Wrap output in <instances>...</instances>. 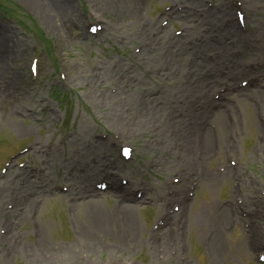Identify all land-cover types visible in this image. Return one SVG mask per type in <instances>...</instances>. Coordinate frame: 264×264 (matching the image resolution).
Segmentation results:
<instances>
[{
  "label": "rangeland",
  "instance_id": "rangeland-1",
  "mask_svg": "<svg viewBox=\"0 0 264 264\" xmlns=\"http://www.w3.org/2000/svg\"><path fill=\"white\" fill-rule=\"evenodd\" d=\"M69 1L71 7L68 14L72 21L69 25L60 26L63 23L62 15L56 11L51 14V19L47 23L22 0H0V42L4 43L2 46L8 48L10 53L5 60L4 68L1 69L0 81L8 78L15 81L17 85V90H14L13 93L6 90L8 83L0 85V173L4 174L3 170L6 167L1 164L3 159L24 145L32 144L35 141H41L43 144L48 142L57 144L47 159L34 151L20 157L31 160L37 166L45 160L44 168L39 174L34 173L21 178V175L11 172L6 178L0 176V188L4 196L0 201V236L1 233H4V229H7L6 237L9 234L13 240V237L19 236L25 240L23 241L25 244L38 247L40 235L39 237L38 235L35 236V232L40 233V225L41 227L44 226L45 222L49 234L43 236L44 244L50 251L58 252L60 245L65 246V243L70 242L78 235V219H85L86 209L74 211L68 204L66 194L56 197L55 203H51L47 207L45 205L46 194L37 197L38 191L42 188L40 185L52 183V181L65 182L68 179H73L80 181V185L86 186L94 180L93 175L97 171L92 168V165L97 166L99 170V168L106 167L110 163L113 165L115 163L113 168L115 172L134 178V184L143 181L147 187V184L154 183L158 178L161 183L156 184L152 192L147 190L148 195L164 194L167 190L164 183L162 187L164 178L165 182L171 178L172 174H178L179 176H177L181 178V174L177 170L186 168L181 164L183 142L177 136L172 142V149L171 146L170 148L164 144V140L159 134V129L162 126L161 121L167 118V114L162 113L158 119L146 122L145 125H136L138 127L145 126L146 133L131 134L130 128H128V119L139 122L140 114L138 111L131 103L122 102L117 111L123 116L118 114L117 120L116 118L113 120L109 116L112 102H107L103 108L95 105L91 92L92 78L96 79L94 87L96 85L100 88L105 87L104 98L110 100L111 95L118 90L116 84L122 87H131L133 83L138 82L140 76H144L145 80H150L147 90L144 88L142 91L146 93L145 102L159 107H164L166 103L173 104L171 112L177 116L181 113L182 117L179 116L181 119L185 118L188 112H196L202 107L209 109L211 113L220 109L230 126L224 133L226 138L231 141L233 149L230 152L226 149L223 153L219 139V152L210 158V161L205 165L206 171L205 175L202 174L203 178L206 180L216 171L218 166L227 163L228 158L236 159L240 175H246L243 179L245 183V189L242 193L243 199H245L246 205L254 209L248 203V195L257 196L264 190V141H260L258 138L261 125L259 120L256 127H249L248 119L251 117L253 119L258 118L257 111L264 106V95L261 98L252 95L254 91H264V78L258 83L259 87L249 89L247 98L251 103L246 106L242 103V94L232 95V98L235 99L233 103L225 101L219 103L220 101H217L219 99L216 100L212 97L214 91L210 93L214 100L210 104L206 101V94L202 90H198L197 97L187 103L189 82L192 84L193 80L187 78L186 75L194 74L195 77L203 78L202 76L206 75L204 73L209 68L192 66V61L195 57L200 61L203 59L211 60L217 58L218 55L220 58L221 53L226 57L229 54L238 58L240 67L248 70L249 73L252 72L249 71L250 66L248 64L256 62L258 68H261L258 73L264 75V0H256L253 5L245 0L252 17L249 18V13H247L246 30L225 27L227 16L218 13L217 9L208 13V18L213 19L216 26L211 27V25L202 24L203 10L207 6V0H183L185 7L189 8L187 10L194 9L189 14L191 15L189 16L190 22H188L191 27L189 35H185L184 32L181 36L186 45L183 49H181V45H174L169 42L168 37L161 36L156 29L158 26L157 19L162 20L160 16L166 10V6L174 0H150L146 5L139 8V16L132 19L128 17L126 10L137 0H109L111 3L108 0ZM106 1L110 4L108 5ZM213 1L217 4L222 0ZM61 3L63 0L59 1L60 5H62ZM3 17L15 22H10ZM77 17L80 18V21L73 22V19ZM180 17L182 16H177L169 24H166L170 35H177L175 29L183 27L184 21L187 20ZM89 20H95L98 23L103 22L106 29L98 32L96 36L88 34L89 23H85ZM151 20L156 21L155 27H151ZM141 27L143 29L139 30ZM145 29L147 31L146 37L141 39L128 38V32L141 33ZM222 33L227 35L226 40H228L229 48L208 49L203 54L200 49L197 50L199 48L195 43L197 39L202 40L199 44L206 43L213 40L214 36H220ZM239 36L244 40L242 44L236 43ZM191 40L193 42L190 43ZM141 45L142 50L136 52L135 49ZM167 49L169 52L166 53ZM195 50H197V54L194 57ZM236 51H240L238 56ZM35 52L41 55L40 68L38 78L32 80L28 74V65ZM104 63H107L112 70V78L109 81L104 78L102 68H100ZM226 65H229V60H222L218 65L219 70H222ZM97 74H100V77H97ZM171 83L180 86V93L175 90H172L170 94L162 91L165 84ZM62 84L67 88L61 86ZM122 97L125 99V95ZM44 104H47L45 111L42 110ZM29 109L35 111L34 116L27 111ZM17 111H22L23 115H18ZM14 121L26 129H14ZM207 123L210 128V136L213 131L219 134V128L214 122L209 120ZM182 125V122L181 124L176 123V130L182 128ZM155 126L160 127L156 129ZM100 131L108 132L110 137L115 132L119 133L125 142L132 144L134 146L133 159L127 163L117 162L115 160L116 147H110L111 150L108 148L110 137L104 146L101 144L92 145L91 151L85 154L86 159H77L80 157L79 146L85 148L86 140L91 138L93 133ZM187 132L190 133L191 130L188 129ZM74 133L76 137H79H75L73 141H67L65 137ZM62 139L64 144H61ZM100 143L103 142L100 141ZM152 143L157 145L156 149L142 148L145 144L148 146ZM100 147L105 150V154L100 153ZM213 149L214 147L210 144L204 153L194 151L193 157L199 163V160L205 155L208 157ZM76 150L79 153H76ZM72 155L77 160H73L70 165L69 159ZM158 155L164 156V158L170 157L178 162V166L164 173L156 172V165L159 162ZM94 159L96 162H91ZM15 161L16 159L12 160L11 164ZM198 167L197 165L195 169L187 167L189 173L187 181L183 185L184 195L186 193L187 202H189L191 209L203 207L207 209L204 211L215 216V207L221 199L232 198L234 201L232 189L235 176L218 192L213 188L210 190V187L206 186L208 183L199 180L194 195L189 197L187 186L193 180L198 182V180L193 179L192 175L197 172L201 174L204 170L202 167L199 171ZM227 172L228 170L224 174ZM104 196L107 198L108 207H113L116 197L111 194ZM142 205L144 208L140 213V222L146 232L142 234L140 242L132 240L131 230L123 229V227L121 233L125 236L124 241H122L123 239L117 241L104 233L95 231L93 235L99 237L104 245V249L95 254L96 257L101 256L102 264H175L178 261L177 253L181 244L186 247V256L191 264H211L203 253V246L207 244L206 241L210 240V230L207 226H203L197 231L190 227L189 221H186L183 214L182 224L175 223L171 226L177 233L181 232L182 235L178 239H173L172 236L165 233L166 230L157 231V233L153 230V222L163 208L158 209L154 202ZM151 205L154 207L152 208ZM263 210L262 207L257 210L258 213L252 210L254 217L243 218L233 229H229L225 225L226 231L223 230L225 248L223 247V250L214 252L211 243H209L213 258L218 261V264H260L255 257L254 250L256 247L255 245L249 246L251 238L247 237L244 231L246 224L251 223L252 219L260 217ZM20 211L26 212V220L22 221L19 218ZM32 216L33 219H31ZM229 217L230 214L228 219ZM7 219L11 220L10 225L6 224ZM259 222L258 220L257 223ZM257 225L254 226L256 229ZM13 228L15 234L9 233ZM10 237L7 247L4 246V248L3 244L5 243L0 238V264H30L33 257L27 258L16 254L10 248L14 243ZM86 246V243L82 242V250ZM110 247H113L115 251H112ZM16 251L18 253V250ZM82 252L84 251H78L75 254L79 264H92L90 263L91 260ZM12 255L16 256V259L15 257L12 258ZM5 256L7 257L5 258ZM62 263L74 264L67 259L63 260ZM32 264H40V262H32Z\"/></svg>",
  "mask_w": 264,
  "mask_h": 264
},
{
  "label": "bare ground",
  "instance_id": "bare-ground-1",
  "mask_svg": "<svg viewBox=\"0 0 264 264\" xmlns=\"http://www.w3.org/2000/svg\"><path fill=\"white\" fill-rule=\"evenodd\" d=\"M22 1L27 6H29L33 10L34 13H37L38 15H40L43 18V20H45L47 23H49L51 19V14H53L54 11L62 15L63 23L60 26L62 25L65 26L66 24L69 25L70 21H72V19H70L71 17L68 14L70 7H71V2L69 0H63V3H61L62 5L59 4L60 0H22ZM108 1H106V3L109 5L111 2L109 1L110 2L109 3ZM137 1L134 2L133 4H131L132 3L131 2L130 3L131 5L128 6L126 10L128 17H130L131 19L136 18V16H139L138 15V13H140L139 8L142 5H146V3L149 2L150 0H137ZM243 1H244L243 3L244 10L247 16V13H249V8L246 6V1L245 0ZM247 1L250 3V5H253V3L256 2V0H247ZM125 6H127V4H125ZM182 9H185V7H182ZM192 11L193 10H186L184 16L183 14L181 15L182 12H179V11H176L178 13L175 12V14H178L177 16H183L184 19H187L185 20L186 22L184 21V24L187 25L188 22H190L189 16L191 15L189 14ZM249 18H252L251 13H249ZM79 21H80L79 17H77L76 19H73V22L77 23ZM201 22L203 24L207 23V25H210L211 23L207 16L202 17ZM150 23H151L150 24L151 27H155L156 25L155 20H151ZM156 28L159 29L158 32L160 33V35L168 37L169 42H171L172 44L179 45V46L181 45L180 46L182 47L181 49H183L184 46H186L183 38L181 36L170 35L168 28L166 27L159 28L158 26ZM190 29H191L190 26L186 28L185 35H189ZM146 32H147L146 29L143 30V32L141 33L131 31V32H128V38L141 39L143 37H146ZM242 41L244 40L242 39L241 36H239L236 39V43L242 44ZM218 42H221V43H216V40H211V41L209 40L206 43H200V44L197 43V46L199 47L197 50L200 49V51L203 54L208 49L219 50V49L229 48L228 46L229 43H226L225 39H218ZM2 45H4V43L0 42V72H1V69H3L5 66V62H6L5 60L9 57L8 54H10L8 51V48L3 47ZM197 50H195L194 57L197 54ZM167 52H169V49H167L166 53ZM214 55L216 56L217 54H214ZM225 59L231 62L229 74H231L232 79L237 78L242 73H245L244 70L238 69V63H239L238 61L240 60L236 58L235 56H230L229 54H227V57H226V55L223 56V53H221L220 58L218 55L217 58H214L211 60L203 59L201 61L197 60L195 57V59L191 63L192 66H195L197 68L200 66L210 67V70H213V72L209 71L208 76L203 77V78L195 77L194 74L186 75L187 78H192L193 80L192 84L189 82V89H188L189 94H188V100H186L187 103H190L194 98L197 97L198 90H202L206 94V97H205L206 101L209 102L210 104L212 103V99L210 98L211 91L215 89L217 85H219L225 79V77H223L224 75L220 74V70L218 68V65L220 64V62ZM100 68H102L101 71H102V75L104 76V78L108 81L111 80L112 70L111 68L108 67L107 63H104L102 67ZM214 72L216 73L214 74ZM97 77H100V74H97ZM0 78H1V74H0ZM145 79L146 78L144 76L142 77L140 76V78L138 79V82L133 83L131 87L129 86L122 87L116 84V87L118 88V90L116 91V93L112 94L111 99L108 100L104 98V94H103L105 87L100 88L97 85L96 87H94L96 83V79L92 78L91 79L92 97H94L95 105H97L100 108L105 107V104L107 102H112L111 104L112 106L110 105L112 109L111 111H109V116H111L113 120L115 118L117 120L118 114H120V112L117 110L120 109V105L122 104V102L131 103L132 106L135 107V109L140 114L139 122L138 120L128 119V128H130L131 134H134L137 132L146 133L145 126L138 127L136 125L137 124L145 125L146 122H150L154 119H158L162 113L163 114L166 113L167 118L161 121L162 126H161V129H159V134L162 136L164 140V144H166L168 147L171 146L172 149H173L172 142L177 136L183 142V146L181 150L183 153L181 164L186 166V168H179L178 170L179 173L181 174L182 183L185 182V179L187 177L186 176L187 167H189L190 169H195L196 165L198 167V163L193 157V152L195 151L197 153H204L206 149L208 148V146H210V144L211 146H213V138H212V135L210 136L209 134L210 128L207 123L209 120L214 122L216 127L219 128V139L223 147L222 149L223 153L224 151H226V149H228L229 152L232 151L233 146L231 145V141H229V139L226 138L225 133H224V131L228 130L230 126L228 125L226 119H224L223 113L220 109L214 110V112L211 113L209 109L202 107L200 109H197L196 112H188L185 115V118L180 119L179 117L174 116L173 113L171 112V108L173 104L166 103L164 107H159L154 104L149 105L145 102L146 93L142 91H144L143 90L144 88L145 90H147L148 88L147 86L150 83V80H145ZM7 83H8L6 87L7 91H12L13 93L14 90H17L16 89L17 85L15 81L9 80L8 78H5L0 81V85H4ZM118 83H119V80H118ZM256 87H259V85ZM227 89H229L228 86H227ZM172 90H175L176 92L180 93V86L174 85L172 83L165 84L164 90L162 91H164V93L168 92V94H170ZM237 92L238 94L243 95V98H241L242 103L246 106H249L251 103V102L249 103L248 98H247L249 89L244 88V89L238 90ZM263 92H264L263 90L262 92L260 90L259 92L254 91L252 95L254 97L261 98L264 95ZM19 94L22 95L23 93H19ZM122 95H125V99H123ZM113 109H115L116 111H114ZM120 116H123V115L120 114ZM14 122H15V125L13 126L14 129H17V128L26 129V128H23L24 126L19 125L16 121ZM181 122L183 123L182 128H180L179 130H176V127H175L176 123L181 124ZM257 123H258V118L256 117L254 119L252 117L248 119L249 127L251 126L256 127ZM236 125H238V123H236ZM188 129L191 130L190 133L187 132ZM75 137L76 136L74 135L71 141H73ZM96 144H101L102 146H104V143L97 142ZM150 147H151V150L156 149L157 145L152 143V144H148L147 146L145 144V146L142 148L147 149ZM242 147L244 146L242 145ZM79 148H80V157L77 159H80V160H82V158L86 159L85 154L90 152L91 148H83L82 146H80ZM108 148L111 150L110 147ZM99 150L101 154H105V150H103L102 147H100ZM157 157H158L159 162H158V165L156 166L157 167L156 172L158 173L167 172L171 168H176L178 166V162L171 159L170 157L164 158V156H161V155H158ZM71 159L77 160L75 159L74 156H72ZM263 159H264V156H263ZM204 163L207 164L208 160L207 159L204 160ZM11 168H12V165L8 167V172L15 169V168H12V169ZM92 168L95 170H98V167L95 165H92ZM24 173L25 172H23V174ZM223 174L218 179L210 182L209 184H206V186H209L210 190L213 188L216 192H218L226 183L232 181V178L235 175V172L233 170H228L226 174L224 175ZM242 177L245 178L246 175L242 174ZM164 181H165V178L162 181V187H163ZM158 183H161V181L158 180V178H156L154 183L147 184L148 185L147 189L150 192H152L153 189H155V185ZM137 185L139 186L140 184H137ZM77 193L78 194L82 193L83 195L87 194L85 189L81 191H77ZM52 194L53 195H49V194L45 195L46 197L45 205L47 207L51 203L53 204L55 203L54 200L57 199L56 197L63 196V194L59 191L52 192ZM106 194H109V193H100L97 191H93L92 193L87 194V196L83 198L78 197L77 200L69 204L74 211H79L80 209L85 208L86 217L84 220H81V218L78 219L79 233L76 236V238L72 239L68 243H65V246L63 247L60 245V248H59L60 250L58 252L50 251L49 248L45 246L44 244L43 236H46L49 234L48 227L45 222H44V226L42 225L41 227L40 225V233H39L40 243L38 247H33L31 245L25 244L23 242L25 240H22V238H20L19 236L13 237V240H12V238L8 234L10 239L14 242L12 243L10 248L18 255H23L27 258H29V256H32L33 257V259H31L32 262H40V264H63L62 261L65 259H67L68 261H72L74 264H79V262L75 258V254L78 251H84L82 253H85L84 255L89 260H91L90 263L102 264L101 256L99 255V257H96L95 254L101 252L104 249V245L101 242L99 237H95L96 235L95 236L93 235L95 234V231H99V233H104L105 235L110 236L116 239L117 241L122 240V239H123L122 241H124L125 236L122 235L121 230H122V227L123 229L127 228L131 230V233H132L131 239L137 240V242H140L142 234L146 232V230H144V226L140 222V213L142 211V208H144L143 205H141L140 200L136 201L135 199H132L133 201L129 202L128 197L125 196L123 193L121 192L116 193V194L113 193L112 195L116 197L115 198L116 202L114 203L113 207H108L107 198L104 196ZM40 196H42V194H39L37 197L39 198ZM248 197H249L248 203L252 207L255 208V211H257L260 208V205H259L260 196L259 195L257 196L248 195ZM3 198L4 196L1 190L0 201ZM177 198H178L177 200L181 204V211L177 215L183 216L184 214V218L186 219V221H189L190 227L194 228L197 231L201 227L207 226V228H209L210 230L209 233L212 236L211 242H210L212 249L214 250V252H219L223 250L225 248L224 241H223L225 234L223 233L224 228L222 227V223L218 222L214 214L212 215L210 212L204 211L206 208L202 207V208H197V209H193V208L191 209L190 204L184 198L183 193H180L177 196ZM154 205H156L159 208L164 207L163 201L159 202L158 204H154ZM151 206L152 208L154 207L153 205ZM121 211H122V214H121ZM26 215H27L26 212L20 211L19 218L22 221L26 220ZM79 217H80V214H79ZM6 224L10 225L11 221L7 222ZM12 232L15 234L14 228L9 233H12ZM256 232L257 233L254 236L256 243H260L261 246L264 247V236H263L264 217H262V220L258 223ZM165 233L172 236L173 239L180 238V234L177 233L176 230H174L173 228L171 229L168 228L165 231ZM82 242H85L87 245L86 247H84V250H82L81 248ZM110 249L112 251H115L113 247H110ZM16 250H18V253ZM6 257L7 256H5V258ZM13 257H15L16 259V256L12 255V258ZM32 262L30 264H32Z\"/></svg>",
  "mask_w": 264,
  "mask_h": 264
}]
</instances>
